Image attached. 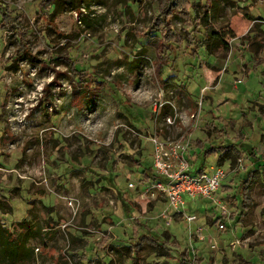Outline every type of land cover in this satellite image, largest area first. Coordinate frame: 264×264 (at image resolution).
Instances as JSON below:
<instances>
[{
	"label": "rangeland",
	"instance_id": "1",
	"mask_svg": "<svg viewBox=\"0 0 264 264\" xmlns=\"http://www.w3.org/2000/svg\"><path fill=\"white\" fill-rule=\"evenodd\" d=\"M189 3L194 10L187 0H0L10 16L1 23L0 14V214L13 237L28 212L51 225L30 242L27 264H264V0ZM165 12L168 21L156 18ZM205 14L227 49L205 47ZM167 27L177 41L162 38ZM88 90L104 98L95 110L84 108ZM156 100L165 105L157 116ZM184 111L198 118L167 125ZM179 128L215 149L191 158L192 170L226 172L222 231L206 222L217 217L207 201L189 208L186 199L197 232L180 216L166 225L127 189L125 173L150 172L145 137L176 139ZM229 143L238 151L220 163Z\"/></svg>",
	"mask_w": 264,
	"mask_h": 264
},
{
	"label": "built area",
	"instance_id": "2",
	"mask_svg": "<svg viewBox=\"0 0 264 264\" xmlns=\"http://www.w3.org/2000/svg\"><path fill=\"white\" fill-rule=\"evenodd\" d=\"M173 108L172 102H168ZM163 105L162 101L156 100L153 103V112L156 116L160 113ZM198 118L197 111L192 113H174L165 118L167 125H174L177 122L186 125L192 123ZM152 143L151 151L152 165L149 176L131 180L130 176L125 173L128 181L127 189L135 192L141 200H147L153 203V211L157 210L155 217L166 221V225L172 222L173 217H183L181 220L186 229L190 225H196V230L204 231V227L198 226V217L196 214L185 213L188 206H194L197 202L207 201L210 208L217 211V216L222 218L223 222H218L217 231H222L226 223L230 222V212L226 205L217 198V192L220 190L223 181L226 178V172L221 166L203 168L198 173H193L186 153L190 147V139L184 135L179 138L170 139L160 137L158 134L148 136ZM161 201L163 205L156 207ZM160 204V205H161ZM159 208H161L159 210ZM159 210V211H158Z\"/></svg>",
	"mask_w": 264,
	"mask_h": 264
},
{
	"label": "trees",
	"instance_id": "3",
	"mask_svg": "<svg viewBox=\"0 0 264 264\" xmlns=\"http://www.w3.org/2000/svg\"><path fill=\"white\" fill-rule=\"evenodd\" d=\"M185 1V0H184ZM187 3L189 4V7L192 8V10H194V8L191 6L192 3H189V0H187ZM4 8V7H3ZM72 8L77 9L76 11L81 10V6H79L78 4L74 3L72 4ZM5 9V8H4ZM1 9L0 14L2 15V19H1V23H5L4 19H6L5 17L9 16V13L6 12V10ZM80 14H82L80 12ZM170 14L168 12L165 13H160L156 18L157 19H164L166 18V20L168 21V17L167 15ZM187 16H190L189 13V8H187L186 11ZM10 17V16H9ZM208 15H204L202 17L203 19V28L205 30V36L203 37V41H205V47L207 48L208 51H210L211 53H213V50L219 46V43L222 45V47L224 49H227V43L226 41H224L218 32H216L215 30H213L212 28L208 27ZM161 25H163V22H160ZM165 31L163 32L162 38H164L165 41H167V43L172 42V39L174 38V41L178 40L176 38H178V36H180L179 34H177L176 32L173 31V29L171 27H167L164 28ZM197 30V29H193L192 31ZM191 31V32H192ZM173 32V33H172ZM188 35V37H191V34H189L188 32H186V36ZM176 36V37H175ZM161 42V41H160ZM172 48V47H171ZM165 49L166 46L164 44H158L157 46V54L159 56H163L165 54ZM68 58V57H67ZM69 59V58H68ZM30 60L32 61V59L30 58ZM70 60V59H69ZM15 64L12 63L11 65L7 66V69H14ZM74 71H76L77 69H74V67H71ZM79 71V70H77ZM159 129H157V131H159ZM197 146L200 148L199 150V154L201 155L203 154L206 155L209 152H215L214 148H210L207 149V151H203L204 150V145L201 144V141L197 140ZM220 148H222L224 151V155L220 156L218 161L220 163L224 162V160L226 159H230V149H236V147H234V145L232 143H229L227 145H223ZM238 151V150H237ZM189 163L191 160V157L188 159ZM138 161V160H136ZM234 161V158H232V162ZM193 161L191 160L190 165H193ZM259 166H263L264 165V161L258 164ZM204 167H198L195 170H192L193 173H198L201 169H203ZM142 175L143 178H146L149 176V172H147V169H143L142 171ZM31 212H28V215L25 219L21 220L20 222H17V227L19 229V233L17 234L16 237H13V230L14 227H12L13 229L10 231V229H6L4 222L1 218V215H4L2 212L0 214V264H27L28 262H31L34 258V255L32 253V250L30 249L29 245L30 242L33 241H39L42 242V238L43 236L47 235V234H42V233H47V231H45L47 228H50V221H44L42 222V225H39V221L38 219L36 220V215L32 214L30 215ZM208 221H210V223H215V222H223L221 217H216V220H214V222H212V218H208L207 219V223ZM11 226V225H10ZM155 240H153V244L159 246L158 242L155 243ZM157 241V240H156ZM124 249L128 252H138V249H134L131 246H125ZM135 253V255H137Z\"/></svg>",
	"mask_w": 264,
	"mask_h": 264
},
{
	"label": "crops",
	"instance_id": "4",
	"mask_svg": "<svg viewBox=\"0 0 264 264\" xmlns=\"http://www.w3.org/2000/svg\"><path fill=\"white\" fill-rule=\"evenodd\" d=\"M131 71H132V69H131ZM130 71V72H131ZM98 82H101V81H99V80H97ZM91 95H93L92 93H90V91L88 90L87 92H85V93H83V100H84V108H86V109H92L93 108V110H95L94 108H96L97 107V104H99V102H97V101H99V99H100V102L102 103L103 102V97L101 96V97H96L95 95H93V97L91 96ZM73 96V95H72ZM124 100V101H123ZM122 102H125V104H124V106L123 107H125V106H128V104H129V102H127V100H125V99H122ZM67 104V103H66ZM105 104H102V106H104ZM123 105V104H122ZM130 105V104H129ZM66 106H68V104L66 105ZM63 107L64 106H62V109H63ZM122 107V108H123ZM65 108V107H64ZM67 108H69V106L67 107ZM72 108V115L73 116H78L79 117V115H80V111L81 110H77V111H75V108L73 107V105H72V107L70 106V109ZM140 108V107H139ZM124 109V108H123ZM126 116V115H125ZM154 128H156L155 127V125H154ZM179 129H180V131H179ZM178 130L176 129V134L179 136V135H181L182 133H185V130L184 131H182V129L181 128H179ZM194 129V128H193ZM156 131H157V129H155ZM189 131H191V128L189 129ZM146 139H148V136H146L145 137ZM200 148L197 146V142L195 141V143H190V147H189V149H188V151H187V153H186V157H187V159H189L190 157L191 158H194V157H199L200 155H198L199 153V150ZM140 163V162H139ZM0 164L1 165H3V163H1L0 162ZM138 167H139V165H137ZM123 168H125V167H123ZM79 170H81L80 168L79 169H74V171L73 172H78ZM148 170V169H147ZM137 171H139L140 172V174H142V171H143V169H137ZM151 206H152V204H151ZM158 205H156V207H157ZM155 208H153V206H152V211L151 212H153V210H154ZM150 212V213H151Z\"/></svg>",
	"mask_w": 264,
	"mask_h": 264
}]
</instances>
